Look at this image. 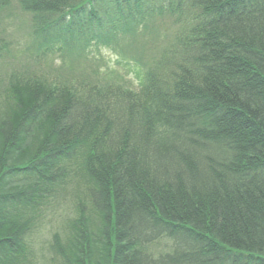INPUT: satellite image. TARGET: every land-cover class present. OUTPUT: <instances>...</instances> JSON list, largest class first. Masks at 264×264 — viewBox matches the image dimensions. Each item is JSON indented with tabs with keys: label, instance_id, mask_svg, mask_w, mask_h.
I'll use <instances>...</instances> for the list:
<instances>
[{
	"label": "trees",
	"instance_id": "trees-1",
	"mask_svg": "<svg viewBox=\"0 0 264 264\" xmlns=\"http://www.w3.org/2000/svg\"><path fill=\"white\" fill-rule=\"evenodd\" d=\"M0 264H264V0H0Z\"/></svg>",
	"mask_w": 264,
	"mask_h": 264
},
{
	"label": "rangeland",
	"instance_id": "rangeland-1",
	"mask_svg": "<svg viewBox=\"0 0 264 264\" xmlns=\"http://www.w3.org/2000/svg\"><path fill=\"white\" fill-rule=\"evenodd\" d=\"M12 22L14 26H11V35L7 38L10 41V53H12V56L16 57L15 60L18 58L16 55L24 56L22 59H25L27 58V54L24 52V44H27L29 41L25 24V22L27 23L26 16L17 15V17L15 16L13 18ZM49 56L51 57H47L46 60L41 62L44 69H46V67L56 68L59 63L56 56L53 54ZM119 59L120 55L115 53L112 49L99 48L90 53L88 64L92 65V68H96L99 73L104 70L108 75H118L120 78L126 79V81L136 85L137 79L135 73H139V71L131 67H125L118 62Z\"/></svg>",
	"mask_w": 264,
	"mask_h": 264
}]
</instances>
